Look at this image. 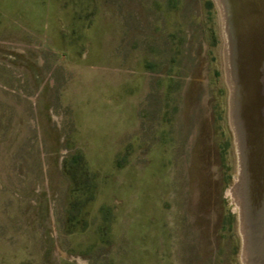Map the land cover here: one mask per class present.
Masks as SVG:
<instances>
[{
    "label": "rangeland",
    "instance_id": "374dc122",
    "mask_svg": "<svg viewBox=\"0 0 264 264\" xmlns=\"http://www.w3.org/2000/svg\"><path fill=\"white\" fill-rule=\"evenodd\" d=\"M222 1L0 0V264H244Z\"/></svg>",
    "mask_w": 264,
    "mask_h": 264
},
{
    "label": "bare ground",
    "instance_id": "6f19581e",
    "mask_svg": "<svg viewBox=\"0 0 264 264\" xmlns=\"http://www.w3.org/2000/svg\"><path fill=\"white\" fill-rule=\"evenodd\" d=\"M235 3L230 11L222 1L239 152L238 173L228 193L239 211L244 264H264V0Z\"/></svg>",
    "mask_w": 264,
    "mask_h": 264
}]
</instances>
